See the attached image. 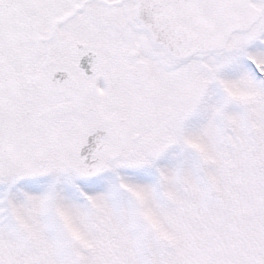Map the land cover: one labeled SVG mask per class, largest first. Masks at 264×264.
Returning <instances> with one entry per match:
<instances>
[{
	"label": "snow or ice",
	"instance_id": "obj_1",
	"mask_svg": "<svg viewBox=\"0 0 264 264\" xmlns=\"http://www.w3.org/2000/svg\"><path fill=\"white\" fill-rule=\"evenodd\" d=\"M0 264H264V0H0Z\"/></svg>",
	"mask_w": 264,
	"mask_h": 264
}]
</instances>
